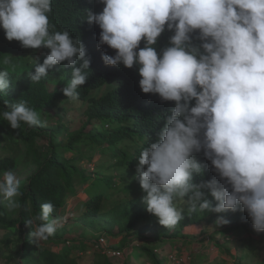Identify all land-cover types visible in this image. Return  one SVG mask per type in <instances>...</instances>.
<instances>
[{
    "label": "clouds",
    "instance_id": "1",
    "mask_svg": "<svg viewBox=\"0 0 264 264\" xmlns=\"http://www.w3.org/2000/svg\"><path fill=\"white\" fill-rule=\"evenodd\" d=\"M53 0H0V29L8 41L25 49H48L35 61L33 83L56 65L71 67L62 92L73 101L86 83L91 58L79 37L50 23ZM99 13L86 9L85 21L101 31L96 52L105 66L136 68L144 94L174 102L163 113L164 126L154 142L142 147L135 177L146 211L172 229L188 213H247L252 230L264 233V0H96ZM167 35V36H165ZM169 38L159 55L158 39ZM195 41V42H194ZM143 43V47L140 45ZM80 63L79 67L76 65ZM4 64L10 61L6 57ZM9 88V72L0 70V93ZM0 120L12 129L43 127L27 101L5 102ZM210 162L214 176L193 183ZM20 178L13 170L0 175V198L8 210L21 207ZM208 196L217 202L212 205ZM184 198H187L186 200ZM45 202L25 221L38 245L55 234L65 218H52ZM230 221L219 216L215 227ZM198 230V229H197ZM221 236V234H220Z\"/></svg>",
    "mask_w": 264,
    "mask_h": 264
},
{
    "label": "trees",
    "instance_id": "2",
    "mask_svg": "<svg viewBox=\"0 0 264 264\" xmlns=\"http://www.w3.org/2000/svg\"><path fill=\"white\" fill-rule=\"evenodd\" d=\"M95 1L53 0L49 14L50 23L55 26V30L67 29L73 38L79 37L87 49V56L91 58L86 83L78 89L77 101L88 103L81 126L71 130L75 123L67 121L66 114L59 118L61 122L58 125L51 128L44 125L29 127L22 123L20 129H12L7 121L0 120V151L8 152L5 156L0 152V175L5 170L16 171L21 163L36 168L35 174L20 187L22 195L17 197L21 204L17 209L18 217L10 221H0L3 229L25 236L22 240L19 264H78L73 258L72 250H80L81 245L85 246L80 250L82 256L91 254V249H98L95 254H99L98 258L101 260L94 264H113L111 258H122L127 261L126 264H130L131 256L124 250L134 246L130 241L133 237H141L144 233H151L155 238L142 237L138 249L147 255L153 264H164L166 259H161L156 254L157 251L162 250L165 243L184 239V230L200 225L205 216H210L214 222L221 215L228 219L230 223L224 227L228 234L237 230L254 232L251 221H247L246 217H242L238 212L217 214L198 210L188 213L187 205L183 201H177V204L178 207L184 208V218L172 229L161 226L157 218L146 211V205L142 202L143 192L138 179L134 178L138 165L136 158L142 147H147L156 140L164 126L162 115L174 107V102H162L158 95L144 94L139 87L140 77L135 67L128 69L123 66L116 69L115 66H104L99 61L101 57L95 60L101 29L85 21L86 9L99 13L100 8L93 3ZM0 40H4L0 43L5 42L4 46H0V70L9 72V88L0 93V112L5 110L6 101L11 104L24 100L38 113L44 111L49 117L59 116L60 114L54 111L72 101L62 92L66 83L72 79V68L56 65L48 71L46 78L33 83L29 73L34 74L35 61L42 64L49 50L31 49L33 63L23 71L15 73L3 61L6 57L12 58L16 52L13 44L18 41H8L2 29ZM168 41L169 38L164 41L158 39L155 46L158 55L168 46ZM140 47H143V43ZM98 51L101 55L105 51L114 55L107 45ZM79 66L78 62L76 67ZM110 81L115 82V87L103 95L95 96V93ZM41 120L43 122V118ZM110 127L113 129L109 131ZM40 136H49L48 147L52 153L45 154L39 147L37 140ZM98 146L105 150L96 162L102 172L96 171L99 175H86L85 171L76 165V161L91 162ZM196 159L202 165L203 171L202 174L194 175L193 183L211 180L214 173L210 169V162L202 153L197 155ZM104 166L106 167L103 168ZM76 178L80 179L82 186L92 182L86 189L87 199L81 203L82 224L95 227L100 220L107 218L109 224L106 226V232L110 236L114 229L125 235V241L120 248L115 247L116 244L110 246L113 251L121 252L119 258L102 254L97 247L100 239L90 243L91 249L88 250L90 246L84 240L77 242L78 240L70 239L59 228L53 236L38 245L30 237L32 227L26 225L25 221L37 214L45 202L54 205L52 218H59L61 211L67 207L68 200L78 195ZM114 189V193H111ZM208 199L213 206L216 205L214 198L208 196ZM259 235L264 236V233ZM11 241L2 240L0 246L8 245ZM57 248L60 250L56 251ZM222 250L226 251L224 247Z\"/></svg>",
    "mask_w": 264,
    "mask_h": 264
},
{
    "label": "rangeland",
    "instance_id": "3",
    "mask_svg": "<svg viewBox=\"0 0 264 264\" xmlns=\"http://www.w3.org/2000/svg\"><path fill=\"white\" fill-rule=\"evenodd\" d=\"M4 41V40H0ZM5 42L0 43V46H4ZM15 53L12 58L9 59L10 63L8 65L15 73H19L25 69V67L30 66L33 63L32 50L25 49L21 46L20 42H15L13 44ZM61 88L63 86H60ZM115 87V82L110 81L102 88H100L95 96H100L105 94L108 90H112ZM88 103H80L78 101L67 102L61 108L56 109L54 112L60 114L57 117H49L47 113L39 112L40 118H43V125L47 127H52L58 125L61 121L62 115H67V121L75 123L71 130H74L81 126V121L83 119V113L87 107ZM43 116V117H42ZM112 130L113 128H109ZM49 136H40L37 140L39 147L42 149L45 154L52 153V150L48 147ZM93 153V159L91 162L87 160L84 162L76 161V165L85 171L86 175L90 173L99 175L102 171L96 166V162L101 157V154L105 151L103 147L98 146ZM2 156H5L8 152L0 151ZM68 158H72L71 155H67ZM23 158V157H22ZM21 158V160H22ZM104 166L103 168H105ZM98 171V172H96ZM17 176L20 178L21 184L20 187L26 183L29 178L35 174L36 168L31 165H25L21 163L20 167L15 171ZM92 182L82 186L80 179L76 178L75 184L76 189H78V195L76 197L70 198L68 200V205L64 210H62L60 217L65 218L67 221L65 224H62L59 227L61 231H64L66 237L70 239H75L79 241H85L91 249V244L99 240L102 237L107 239L106 241L113 244H122L123 238L125 235H122L118 229H114L111 236L106 232V226L109 224V221L106 219L100 220L95 227L90 225L82 224L80 215L81 203L87 199L86 189L91 185ZM142 190V189H141ZM115 189L111 193H114ZM144 195V193H143ZM246 217L245 219L251 221L247 213L242 211H237ZM18 217L17 209L8 210L6 207V201H3L0 198V221H10ZM59 217V218H60ZM54 219V218H53ZM69 221V222H68ZM225 225L221 227H215V222L211 220L210 216H205L200 225L187 227L183 234L185 235L184 239L179 241H172L174 243H165L162 250L157 251V255L161 259H166L171 253H178L182 251V255H190L191 261L186 264H264V236L257 235L255 232L246 233L244 230H237L228 234L225 231ZM198 229V230H197ZM221 234V238H220ZM24 234L17 233L14 234L10 230L3 229L0 226V241L5 239H11V243L8 245L0 246V264H19L21 251H22V240L24 239ZM142 237H148L149 239L155 238L151 233H144L141 237H133L130 241L134 243L133 251L131 252V263L130 264H153L147 255L140 251L139 243ZM129 241V240H127ZM218 243L220 246H218ZM84 245L80 246L84 249ZM222 247L226 250H222ZM130 249V248H128ZM60 249L57 248L56 251ZM79 249L74 248L73 258L76 259L78 264H94L98 263L101 258H98L99 254H95L98 251L97 248L91 249L89 253L84 254ZM100 251V249H99ZM104 254V250L102 251ZM183 257V256H182ZM112 259L113 264H124L118 262V259ZM109 260V259H108ZM164 264H170L169 259L165 260Z\"/></svg>",
    "mask_w": 264,
    "mask_h": 264
},
{
    "label": "built area",
    "instance_id": "4",
    "mask_svg": "<svg viewBox=\"0 0 264 264\" xmlns=\"http://www.w3.org/2000/svg\"><path fill=\"white\" fill-rule=\"evenodd\" d=\"M67 221H63V224H65ZM69 222V221H68ZM105 237L100 238L99 244H97V247L100 248L101 251L104 250V254L109 257H117L119 258L121 256V252L113 251L110 248L109 242L106 241ZM133 247H130V250H132ZM131 252H128L130 255ZM103 254V253H102ZM183 256V257H182ZM169 259L170 264H186L191 261L190 255H182V251L178 253H171L168 257H166V260Z\"/></svg>",
    "mask_w": 264,
    "mask_h": 264
},
{
    "label": "crops",
    "instance_id": "5",
    "mask_svg": "<svg viewBox=\"0 0 264 264\" xmlns=\"http://www.w3.org/2000/svg\"><path fill=\"white\" fill-rule=\"evenodd\" d=\"M220 238H221V236H220ZM111 244L112 245H114L112 242H111ZM120 246H121V243L119 242L118 244H116V246L115 247H117V248H120ZM133 250H130V249H128L127 247H126V249L124 250V252L127 254L128 252H132ZM130 255H131V253H130ZM123 261V263L124 264H126V260L125 259H122V258H119L118 259V262H122Z\"/></svg>",
    "mask_w": 264,
    "mask_h": 264
}]
</instances>
